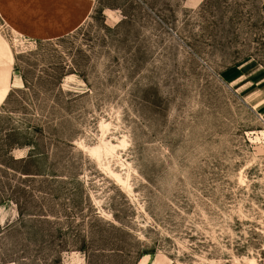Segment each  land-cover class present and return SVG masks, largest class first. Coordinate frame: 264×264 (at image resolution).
<instances>
[{"label": "rangeland", "instance_id": "374dc122", "mask_svg": "<svg viewBox=\"0 0 264 264\" xmlns=\"http://www.w3.org/2000/svg\"><path fill=\"white\" fill-rule=\"evenodd\" d=\"M0 8V264H264V0Z\"/></svg>", "mask_w": 264, "mask_h": 264}, {"label": "crops", "instance_id": "0c3cea01", "mask_svg": "<svg viewBox=\"0 0 264 264\" xmlns=\"http://www.w3.org/2000/svg\"><path fill=\"white\" fill-rule=\"evenodd\" d=\"M95 0H0V8L20 34L45 39L69 33L91 14ZM13 64L0 57V104L11 89Z\"/></svg>", "mask_w": 264, "mask_h": 264}]
</instances>
